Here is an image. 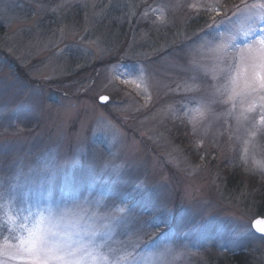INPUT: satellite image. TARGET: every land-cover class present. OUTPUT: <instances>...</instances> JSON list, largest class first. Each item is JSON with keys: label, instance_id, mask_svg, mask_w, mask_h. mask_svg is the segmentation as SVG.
I'll return each mask as SVG.
<instances>
[{"label": "rangeland", "instance_id": "obj_1", "mask_svg": "<svg viewBox=\"0 0 264 264\" xmlns=\"http://www.w3.org/2000/svg\"><path fill=\"white\" fill-rule=\"evenodd\" d=\"M215 2L0 0L3 175L55 151L58 178L96 172L99 189L100 170L121 165L111 186L122 196L135 188L132 240L170 243L169 264H234L232 254L264 264L252 227L264 216V125L189 103L216 83L189 42L241 0H218L213 13L189 7Z\"/></svg>", "mask_w": 264, "mask_h": 264}, {"label": "snow or ice", "instance_id": "obj_2", "mask_svg": "<svg viewBox=\"0 0 264 264\" xmlns=\"http://www.w3.org/2000/svg\"><path fill=\"white\" fill-rule=\"evenodd\" d=\"M189 7L213 13L221 5L216 0ZM208 19L211 23L189 43L196 45L200 58L196 69L216 83L206 101L192 98L189 103L209 109L227 105L228 115L242 118L246 126L254 127L257 118L264 125V0L252 4L241 0L220 19L212 15ZM4 87L6 81L0 79V88ZM194 90L198 86L185 87ZM196 112L204 117L199 108ZM37 159L38 167L25 171L18 166L8 176L0 166V264H169L175 253L170 243L161 248L158 237L147 242L131 239L129 225L137 217L132 215L134 207L126 205L135 188L122 196L111 186L121 165H105L99 175L106 186L97 189L96 172H69L58 178L55 151ZM252 227L264 234V221L257 220ZM120 235L129 238L120 240Z\"/></svg>", "mask_w": 264, "mask_h": 264}, {"label": "trees", "instance_id": "obj_3", "mask_svg": "<svg viewBox=\"0 0 264 264\" xmlns=\"http://www.w3.org/2000/svg\"><path fill=\"white\" fill-rule=\"evenodd\" d=\"M229 257H231V261H232L234 264H241L243 258H244V259H248V258H249L248 255H244V254H243V256H242V255H238V254H236V255H233V254H232V255L229 256ZM247 261H248V260H247Z\"/></svg>", "mask_w": 264, "mask_h": 264}, {"label": "water", "instance_id": "obj_4", "mask_svg": "<svg viewBox=\"0 0 264 264\" xmlns=\"http://www.w3.org/2000/svg\"><path fill=\"white\" fill-rule=\"evenodd\" d=\"M103 96H106V95H103ZM102 97V96H101ZM101 100V99H100ZM102 102H105V101H103V100H101ZM257 220H261V221H264V216H259V217H257V218H255L254 220H253V223L252 224H254L255 223V221H257ZM254 228V227H253ZM255 229V228H254ZM255 231L257 232V233H259L256 229H255ZM259 234H261V233H259ZM262 235H264V234H262Z\"/></svg>", "mask_w": 264, "mask_h": 264}]
</instances>
